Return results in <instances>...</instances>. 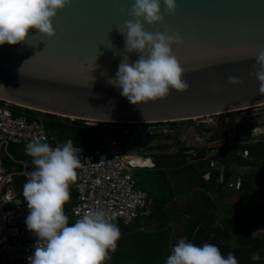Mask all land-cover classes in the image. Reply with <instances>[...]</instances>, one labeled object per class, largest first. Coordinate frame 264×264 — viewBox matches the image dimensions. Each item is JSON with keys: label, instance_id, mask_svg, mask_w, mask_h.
<instances>
[{"label": "water", "instance_id": "95a60500", "mask_svg": "<svg viewBox=\"0 0 264 264\" xmlns=\"http://www.w3.org/2000/svg\"><path fill=\"white\" fill-rule=\"evenodd\" d=\"M134 2L72 0L53 19L55 37L32 29L28 43L0 45V100L106 123L178 122L264 106L253 75L255 55L264 47V0H176L171 15L161 0L165 22H145V30L182 36L184 44L173 52L189 88L142 105L131 104L109 83L123 58H139L126 51L120 31L134 19ZM230 76L242 83L231 84Z\"/></svg>", "mask_w": 264, "mask_h": 264}, {"label": "clouds", "instance_id": "9594fccd", "mask_svg": "<svg viewBox=\"0 0 264 264\" xmlns=\"http://www.w3.org/2000/svg\"><path fill=\"white\" fill-rule=\"evenodd\" d=\"M71 3L72 0H0V45L28 43L32 29L42 36L55 37L53 19ZM163 4L169 15L176 13V0H163ZM129 15L134 19L125 21L123 30L119 29L126 37V51L139 58H123L116 77L109 83L121 89L133 105L166 99L172 90L187 91L185 70L173 52L174 45L184 44L182 36L145 30V22L152 26L165 22L161 0H135ZM255 61L253 75L259 81V93L264 95V47L257 50ZM229 82L242 83L231 76ZM25 151L34 165L23 185L29 210L25 222L38 238L28 264H106L111 258L109 253L117 251L122 235L113 222L115 217L98 209L70 225L64 211L70 186L82 167L73 140L53 148L37 139L29 142ZM166 264H238V260L233 253L225 257L216 245L197 246L181 238L172 246Z\"/></svg>", "mask_w": 264, "mask_h": 264}, {"label": "built area", "instance_id": "2783aa9c", "mask_svg": "<svg viewBox=\"0 0 264 264\" xmlns=\"http://www.w3.org/2000/svg\"><path fill=\"white\" fill-rule=\"evenodd\" d=\"M19 108L0 100V142L27 146L29 142L39 139L50 144L53 139L47 135L37 111L30 110L33 112L30 114L18 111ZM93 123L102 122L90 121L88 125H96ZM163 123L170 122H103L105 129L98 133L97 147L92 153H86L82 148L75 146L79 150L82 167L77 170V180L70 186V199L66 203L69 207H64L69 224L98 209L113 215L114 223L121 222L127 226L150 215V201L147 194L136 187L133 172L155 169L156 163L149 153L140 155L133 148L137 143L136 139L140 137L154 138L164 135L165 130L158 135L151 131L159 129L158 124ZM141 127L147 128L149 134H142ZM198 140L202 142V139ZM244 153L247 156V152ZM203 160L208 162V171L202 177L209 180L210 170L218 163L208 152ZM140 161L147 163L142 164ZM222 178L221 174L218 180L220 183ZM10 180L9 173L0 159V264H28V258L34 253L38 238L28 230L25 222L29 214L27 202L23 195L7 187ZM2 186L6 187L5 190H1ZM228 186L233 190H240L241 178L229 182Z\"/></svg>", "mask_w": 264, "mask_h": 264}, {"label": "rangeland", "instance_id": "374dc122", "mask_svg": "<svg viewBox=\"0 0 264 264\" xmlns=\"http://www.w3.org/2000/svg\"><path fill=\"white\" fill-rule=\"evenodd\" d=\"M40 114L43 115L44 118H52L49 115H44L46 113ZM64 118L65 117L57 116L54 117V120L66 122ZM71 120L74 119H70V121ZM84 122L88 125V121ZM102 123H93L96 124L93 127L101 132L105 129V125ZM158 125L159 129H151V131L153 134L158 135L165 130L166 133L164 135L154 138H152V136L145 138L140 137L136 139L137 143L134 144L133 148V150L140 155L147 152L152 158L156 157L154 162L157 167L155 169L135 170L133 175L138 188L152 192L153 198L150 199L151 208H154V198L159 195V193L166 192V194H168L167 192L169 190L174 193L177 191V194L175 193L174 195L175 198L164 208L168 216H174L175 218L173 224H175L174 234L176 236L174 235L173 237L172 248V246L182 238L183 234H181V232L177 233L178 221L181 222L183 220L187 224V221L191 220V214L197 215L200 210L204 212V215L211 211H216L214 215L218 216L217 212L220 214L224 212V210L237 209V196L239 193L231 190L228 184L229 182H235L238 178H242L244 174H258L259 172L257 169L258 166L249 164L253 159L248 157V153L246 156L244 152H248L246 149L247 147L264 146V106L238 110L213 117H203L190 121H178ZM140 130L143 132L142 134L148 133L147 128L141 127ZM51 138L53 139L55 136ZM198 138L202 139V142H200ZM176 142L178 145L174 144ZM179 145L183 146L185 150L181 151ZM233 146H237L238 150L231 149ZM197 148H204L205 154L206 152L210 153L213 160L226 162L229 158L233 161V164L227 169L224 166L225 163H223L222 166L217 164L213 170H210V173H218L223 176L224 172H229L230 174L227 178V183L223 186L221 185L223 182L220 183V181H218L219 178H217L215 186H221L220 192H216V190H214L215 188L207 192L194 188L191 192L186 193L185 189L188 179L193 176V173L191 174L190 171L188 173L183 172L181 168H183V165L186 166L195 163L193 161L197 158ZM189 149H193L194 151ZM189 151L191 152L188 153ZM182 152L185 154L184 157ZM193 154H196L195 157H192ZM238 155L242 158L240 160H246V162H236L233 157H238ZM222 191L224 194L221 193ZM259 202L258 200H254L253 202L246 203L245 206L248 211L255 212H253L254 216H256L258 220L264 221L263 215L260 216L256 214ZM222 214L223 213H221V215ZM148 219H144L142 221L144 223H140V227L143 230L152 231V229L156 227L157 219L155 216L152 219ZM215 224L221 226L223 222L219 223V221H217ZM256 234L260 238H264V227L260 232H256L255 236ZM110 254L111 253H109V255ZM251 257V259H255L257 255L254 254L251 255ZM109 261L110 259L107 260L106 264H109Z\"/></svg>", "mask_w": 264, "mask_h": 264}, {"label": "trees", "instance_id": "16d2710c", "mask_svg": "<svg viewBox=\"0 0 264 264\" xmlns=\"http://www.w3.org/2000/svg\"><path fill=\"white\" fill-rule=\"evenodd\" d=\"M17 110L33 113L27 109L19 108ZM39 114L37 112L49 138L55 136L50 141V146L56 147L68 139H72L74 146L82 148L86 153H92L93 149L97 147V135L99 133L97 128L86 125L82 120L74 119L70 121L69 118H64L66 122H59L54 120V117H57L55 115L43 113L52 117L44 118L43 115ZM174 144L178 145L177 142ZM232 148L238 150L237 146ZM179 149L181 151L185 150L181 145H179ZM246 149L248 157L253 159L249 164L258 166L259 172L258 174H244L241 178V189L237 191L239 193L237 196V209L226 211L228 218L223 221L221 226L215 224L216 215L214 213L216 211L204 215V212L200 210L193 218L188 240L197 246H202L204 243L216 245L225 257L228 253H233L238 260V264H264V238L252 236L254 229L260 225L256 220L257 217L245 213L244 209L245 203L252 202L256 197H261V203L256 210L260 216H264V146H251ZM196 151L198 160L195 158L193 161L195 163L183 165V168H181L183 172L188 173L190 171L191 174L193 173V176L188 179L186 193L194 188L206 192L215 188L216 192H220L221 186H215L218 173H211L207 181L202 177L208 169V162L203 160L205 149L197 148ZM182 153L184 157L185 154ZM239 155L238 157L234 156V160L238 163H245L246 160H240L242 158ZM155 159L156 157H153V160ZM222 163H225L224 166L227 169L233 164V161L228 158L226 162ZM6 164V162L3 163L5 168ZM228 176H230L229 172H224L222 186L227 183ZM146 193L148 199L153 198L152 192L146 191ZM167 193H159L154 198V212L152 215L157 219L154 231L145 232L139 229V220L135 221L133 226L117 224L122 235L118 241L117 251L110 254L109 264H166V258L170 255V219L164 208L172 201L174 192L169 190ZM175 193L177 194V191ZM68 207L65 204V208L68 209ZM254 254L259 256L257 261L251 259V255Z\"/></svg>", "mask_w": 264, "mask_h": 264}, {"label": "crops", "instance_id": "0c3cea01", "mask_svg": "<svg viewBox=\"0 0 264 264\" xmlns=\"http://www.w3.org/2000/svg\"><path fill=\"white\" fill-rule=\"evenodd\" d=\"M25 149H26V146H20V145H11V144H5V143H1L0 142V159H1V161H3V163L4 162H6L7 164H6V170H7V172L9 173V176H10V183H9V186H7V187H10L12 190H14L15 192H17L19 195H23V185H24V183L26 182V180H27V176H26V174L27 173H29V172H31L32 170H33V168H34V165H33V163H32V158L31 157H29L27 154H26V151H25ZM217 161V163H218V165L219 166H222L223 165V163L222 162H220V160H216ZM157 167V166H156ZM208 171V170H207ZM206 171V172H207ZM205 172V173H206ZM219 175V174H218ZM220 176V175H219ZM223 176V175H222ZM219 178V177H218ZM205 180V179H204ZM207 181V180H206ZM217 182V181H216ZM136 184H137V182H136ZM5 186H2L1 187V190L2 189H4L5 190ZM139 189V188H138ZM231 189V188H230ZM140 190H142V189H140ZM231 190H233V189H231ZM144 191V190H143ZM233 191H236V190H233ZM145 193H146V191H144ZM191 192V191H190ZM237 192V191H236ZM222 194H224L223 193V191L221 192ZM147 194V193H146ZM174 195H175V193H174ZM173 195V199L175 198V196ZM182 195V194H181ZM158 196V195H157ZM148 198V197H147ZM172 199V200H173ZM254 200H258V201H260L261 202V197H256ZM253 200V201H254ZM149 201H150V199H149ZM252 201V202H253ZM260 202H259V204H260ZM248 203H250V202H248ZM245 205H246V203H245ZM259 206V205H258ZM244 209H245V213H248V214H250V215H253L254 216V213L252 212V211H248L247 210V207L245 206L244 207ZM231 210H234V209H231ZM226 211H229V209L228 210H224V212H221V213H223L222 215H221V213L219 214V212H217L218 213V216L216 215V222L217 221H219V223L220 222H223L225 219H227L228 218V216H227V213H226ZM153 212H154V208H151V213H150V215L149 216H147V217H144V218H142L141 220H139L138 222H139V225H141V224H143L144 222H142L144 219H148V218H153L154 216L152 215L153 214ZM256 214H258L257 213V211H256ZM152 215V216H151ZM195 215L196 214H191V220L190 221H187V224H186V222H184L183 220L180 222V221H178V223H177V233H180L181 232V234H182V238H187V240H188V234H189V230H191V228H192V221H193V218L195 217ZM221 215V216H220ZM189 218H190V216H189ZM169 219H170V229H169V232H170V236H169V251H170V254H171V245H172V241H173V237H174V225L175 224H173V220L175 219L174 218V216H169ZM149 220V219H148ZM252 220H254V219H252ZM257 221H258V225H260L258 228H256V229H254V231H253V233H252V236H255V233L256 232H260V230L262 229L263 230V227H264V221H262V220H258V219H256ZM137 221V220H136ZM215 222V223H216ZM119 224H122L121 222H118ZM118 223H116V224H118ZM141 223V224H140ZM183 223H184V225H183ZM135 224V222L133 223V224H131V225H128V226H133ZM124 225V224H123ZM125 226H127V225H125ZM220 226V225H219ZM139 229H141L142 231H145V232H149V231H151V230H148V231H146V230H143L140 226H139ZM154 229H156V227H154ZM154 229H152V231H154ZM151 231V232H152ZM176 236V235H175ZM256 236H258L257 234H256ZM258 255H257V258H255V259H252L253 261H257V259H258ZM264 258V257H263Z\"/></svg>", "mask_w": 264, "mask_h": 264}, {"label": "bare ground", "instance_id": "6f19581e", "mask_svg": "<svg viewBox=\"0 0 264 264\" xmlns=\"http://www.w3.org/2000/svg\"><path fill=\"white\" fill-rule=\"evenodd\" d=\"M141 162V161H140ZM142 164H144V163H147V162H141Z\"/></svg>", "mask_w": 264, "mask_h": 264}]
</instances>
